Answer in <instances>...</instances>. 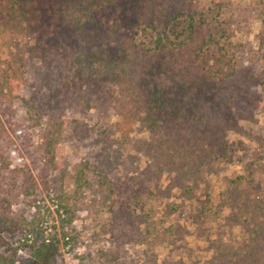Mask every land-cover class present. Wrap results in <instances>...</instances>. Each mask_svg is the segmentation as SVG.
I'll list each match as a JSON object with an SVG mask.
<instances>
[{"label": "trees", "instance_id": "16d2710c", "mask_svg": "<svg viewBox=\"0 0 264 264\" xmlns=\"http://www.w3.org/2000/svg\"><path fill=\"white\" fill-rule=\"evenodd\" d=\"M219 9L197 0H0V117L18 103L50 161L62 140L81 145L65 175L70 196L89 193L107 209L115 247L99 252L103 264H122L126 246L172 251L191 236L205 243L207 264H264V143L246 154L229 139L247 137L244 126L264 114V10L253 49L232 41ZM46 32L61 62L31 81L28 55ZM135 126L146 137L132 139ZM6 137L0 118V172L14 188L20 171L10 168ZM234 164L241 171L213 195L211 177ZM1 186L0 233L24 231L28 259L7 255L0 235V264H52L70 209L60 205L59 239L39 235L45 221L14 214Z\"/></svg>", "mask_w": 264, "mask_h": 264}, {"label": "rangeland", "instance_id": "374dc122", "mask_svg": "<svg viewBox=\"0 0 264 264\" xmlns=\"http://www.w3.org/2000/svg\"><path fill=\"white\" fill-rule=\"evenodd\" d=\"M197 2L202 5H219L223 19L228 21V29L232 32V41L244 42L253 49L257 48L256 35L259 32L257 15L264 10V0H197ZM52 42L54 44V36L50 37V33L46 32L38 38L29 53L27 72L31 81L37 75L59 67L61 60L56 56ZM258 56L260 58L258 67L264 69V60L260 55ZM11 111L14 115L5 114L0 117L6 128L5 141L11 147L10 151L4 152L11 160L10 168L16 167L20 171L15 178L14 188L10 180L11 176L6 172H0L2 195L11 200V211L16 215L21 214L26 220L31 217L42 218L45 221L42 226L47 227V230L42 233V228H37L35 229L37 234L45 236L46 233H55L56 238L59 239L61 231L58 229V224L60 219H64L60 205H66L71 212L69 215L71 222L62 229L67 237L66 244L59 242L58 252L52 264H103L99 252L115 247L113 238L105 233L107 209L101 201H94L89 193L82 192L70 196L72 183L65 175L66 170L83 158L85 151L82 150L81 145L77 146L73 142L62 140L57 151L54 152V158L51 161L44 158L39 149L40 130L31 128L22 119L18 103L12 106ZM113 120L114 118L110 121ZM244 129L248 138L230 135L229 139L242 141L246 154L250 151H262L259 143H264V114L260 115L255 123L245 125ZM130 137L144 138L146 133L135 126ZM256 137L258 140H255ZM6 147L3 144V149ZM245 157L247 158L243 156V159ZM240 171L241 165L226 166L216 176L211 177L210 192L215 195L221 189L222 178L238 174ZM27 174L31 176L32 181L26 179ZM110 175L114 176V182L117 184V162L113 164ZM25 187H28L27 196L19 195L18 192H24ZM65 196L70 198L65 201L63 200ZM195 197L202 199L203 195L197 192ZM156 205L157 203L154 206ZM24 233L22 230L12 235L0 233L9 245L6 254L9 255L12 249H17L16 259L22 262L28 259V250L20 243ZM241 238L242 235L237 228L230 229L231 242L237 243ZM182 243L186 245L184 248L172 251H169L168 246L163 245L150 248L139 244L126 246L123 248L121 261L122 264H207L209 251H206L205 243L193 236L182 240Z\"/></svg>", "mask_w": 264, "mask_h": 264}]
</instances>
